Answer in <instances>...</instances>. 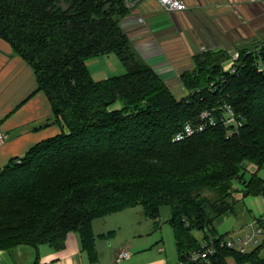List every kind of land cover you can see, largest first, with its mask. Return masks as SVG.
Listing matches in <instances>:
<instances>
[{
  "label": "trees",
  "instance_id": "obj_1",
  "mask_svg": "<svg viewBox=\"0 0 264 264\" xmlns=\"http://www.w3.org/2000/svg\"><path fill=\"white\" fill-rule=\"evenodd\" d=\"M136 1L0 0V47L33 69L65 129L0 171V250L49 245L59 252L76 233L96 261L95 220L140 206L160 228L168 206L179 262L264 264V240L241 253L219 246L225 237L217 240L214 228L234 213L237 183L264 200L259 172L245 179L248 163L264 169V43L236 50L234 74L223 67L228 52L194 56L195 69L180 77L188 95L177 99L126 31ZM110 54L125 73L95 80L87 61ZM224 104L243 121L238 131L219 123L173 141L203 111L217 115ZM196 232L216 243L208 261L187 259L203 246Z\"/></svg>",
  "mask_w": 264,
  "mask_h": 264
},
{
  "label": "crops",
  "instance_id": "obj_2",
  "mask_svg": "<svg viewBox=\"0 0 264 264\" xmlns=\"http://www.w3.org/2000/svg\"><path fill=\"white\" fill-rule=\"evenodd\" d=\"M184 1L188 10L173 13L166 11L159 0H139L126 24L137 55L153 68L177 99L188 95L180 77L195 69L194 56L208 51L230 53L246 41L264 37V0ZM139 17L146 24L139 23ZM63 131L64 127L55 122L47 98L38 91L33 69L12 55L9 47H0V132L4 134L0 141V171ZM115 215L107 217L121 218L112 217ZM109 232L115 230L103 231L99 238ZM111 242L100 246L96 239L98 257L92 261L80 236L73 233L59 252L49 245H41L38 250L29 246L0 250V264H138V258L144 256L133 254L131 259L117 263L118 253L130 249L119 247L120 242L112 246ZM163 251L159 249L160 253Z\"/></svg>",
  "mask_w": 264,
  "mask_h": 264
},
{
  "label": "rangeland",
  "instance_id": "obj_3",
  "mask_svg": "<svg viewBox=\"0 0 264 264\" xmlns=\"http://www.w3.org/2000/svg\"><path fill=\"white\" fill-rule=\"evenodd\" d=\"M255 30L257 31L258 27ZM261 30L264 31V25H262ZM257 35H260V33L258 32ZM256 40L246 41L241 45L245 48H252L258 44L263 45L264 37ZM231 65V59H226L223 63V67L227 72ZM87 66L93 78L97 81L125 73L124 66L114 54L103 55L89 60L87 61ZM115 107L119 108V104L115 105ZM257 172L264 179V169L258 171L255 165L248 163L245 179L249 181L252 175ZM236 186L237 192H235L231 200L236 201L234 213L227 214L223 219L214 222V228L218 235L225 237L226 240L240 239L246 232L250 231L248 229L250 223L264 216L263 198L261 196L245 195L244 186L241 183H237ZM170 215V207L164 206L160 211V228H156L154 221L145 217L143 208L139 206L112 216L121 218L104 217L95 220L93 230L96 232V239H98L100 246L105 245V243L109 245L110 241H112V246L115 242H120L119 247H129V251L135 256L144 255L138 258V264H178L180 260L176 250L174 232L169 222ZM108 230H115V235L109 238H99L103 231ZM195 235L202 245L206 244L202 232H196ZM260 239L262 243L264 237ZM160 248L164 249L162 253L159 252ZM254 248H250L248 252Z\"/></svg>",
  "mask_w": 264,
  "mask_h": 264
},
{
  "label": "built area",
  "instance_id": "obj_4",
  "mask_svg": "<svg viewBox=\"0 0 264 264\" xmlns=\"http://www.w3.org/2000/svg\"><path fill=\"white\" fill-rule=\"evenodd\" d=\"M136 2L129 3V7L133 8L138 3ZM161 5L164 7L166 11L173 13H182L188 10V5L184 0H159ZM139 23L146 24L144 18H137ZM205 48H203L204 50ZM231 61L232 65L228 69L229 73L234 74L237 71L238 62L240 59V53L238 51H231ZM260 71H264V67H261ZM216 109L213 110H205L203 111L196 122H188L183 130L179 132L175 138L174 142H182L186 139L205 132L210 127H215L219 123L224 124L225 126H232L234 128L233 131H238L243 126V121H241L235 111L227 104H224L221 108L218 109L217 115L214 113ZM4 140L3 132H0V141ZM264 221V216L261 218ZM250 231L246 232L245 235L240 237V239H232L226 240L222 239L218 242V245L221 247H227L229 249H235L241 253H246L252 247H257L261 244V237H264V230L260 226L258 220H254L253 223H250L248 226ZM217 240H220V236L216 237ZM216 243L212 239L209 243L207 242L200 249L193 251L187 259L190 262H198V261H208L209 258L215 254ZM133 254L127 250H121L117 255V263H121L124 260L131 259ZM178 264H184L182 261Z\"/></svg>",
  "mask_w": 264,
  "mask_h": 264
}]
</instances>
